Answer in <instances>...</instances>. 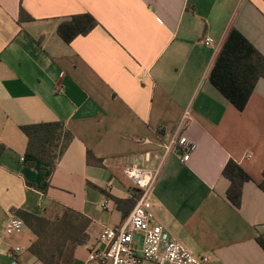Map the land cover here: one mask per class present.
<instances>
[{
	"label": "crops",
	"instance_id": "1",
	"mask_svg": "<svg viewBox=\"0 0 264 264\" xmlns=\"http://www.w3.org/2000/svg\"><path fill=\"white\" fill-rule=\"evenodd\" d=\"M80 13L98 25L67 42L58 27ZM232 28L264 56V0H0V264L16 245L22 264H41L25 252L28 228L5 234L14 208H71L91 219L94 239L118 228L138 194L126 166L137 156L151 165L145 152L186 109L197 148L185 163L178 154L164 161L151 196L157 222L208 264H264V77L243 110L210 79ZM52 121L74 138L42 170L21 126ZM230 159L252 178L239 207L227 197Z\"/></svg>",
	"mask_w": 264,
	"mask_h": 264
},
{
	"label": "trees",
	"instance_id": "2",
	"mask_svg": "<svg viewBox=\"0 0 264 264\" xmlns=\"http://www.w3.org/2000/svg\"><path fill=\"white\" fill-rule=\"evenodd\" d=\"M20 19L31 20L32 17L21 9ZM97 25L98 21L92 14L80 13L61 22L58 32L65 41L71 42L79 35L88 34ZM262 77L264 56L238 30L232 28L211 69V81L231 103L243 110ZM21 129L28 138L27 156L33 160L31 164L42 161V170L53 169L74 138L62 121L26 124ZM93 159L98 163L102 161L89 152L88 161L92 162ZM223 174L230 180L227 197L239 207L243 185L252 178L233 159L227 162ZM259 186L264 190V170ZM128 202L133 206L135 204V200ZM12 211L32 232L33 239L28 250L41 264H75L78 248L87 249L89 244L98 240L91 236V219L71 208L55 206L40 215L23 208ZM257 240L264 249V237L260 236Z\"/></svg>",
	"mask_w": 264,
	"mask_h": 264
},
{
	"label": "built area",
	"instance_id": "3",
	"mask_svg": "<svg viewBox=\"0 0 264 264\" xmlns=\"http://www.w3.org/2000/svg\"><path fill=\"white\" fill-rule=\"evenodd\" d=\"M212 41L206 38L205 44ZM192 120L191 111L186 109L174 131L160 133L157 149L144 154L151 165H142L137 156L126 166L124 173L138 190L135 204L118 228L104 227L98 240L88 246V254L80 264H208L207 254H195L157 222L151 201L167 157L178 154L185 163L196 150L197 144L185 134ZM144 141L150 142L147 138ZM109 203V199L105 200L103 208L108 209ZM25 228L24 221L15 215L6 225L5 234H21ZM22 250L23 247L16 245L9 251L10 264H22L18 259Z\"/></svg>",
	"mask_w": 264,
	"mask_h": 264
},
{
	"label": "rangeland",
	"instance_id": "4",
	"mask_svg": "<svg viewBox=\"0 0 264 264\" xmlns=\"http://www.w3.org/2000/svg\"><path fill=\"white\" fill-rule=\"evenodd\" d=\"M24 231H25V229H24ZM24 231H23V233H24ZM25 252L28 255L30 254L28 250ZM87 254H88V250L86 249V247L78 248V250H77V262L75 264H77L79 261L83 260L87 256ZM31 260H35V258L31 257ZM31 264H33V261Z\"/></svg>",
	"mask_w": 264,
	"mask_h": 264
}]
</instances>
